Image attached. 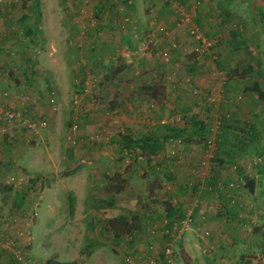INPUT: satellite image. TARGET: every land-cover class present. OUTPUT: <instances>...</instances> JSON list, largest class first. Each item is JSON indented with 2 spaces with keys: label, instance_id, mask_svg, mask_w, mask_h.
<instances>
[{
  "label": "rangeland",
  "instance_id": "1",
  "mask_svg": "<svg viewBox=\"0 0 264 264\" xmlns=\"http://www.w3.org/2000/svg\"><path fill=\"white\" fill-rule=\"evenodd\" d=\"M33 1L0 0V136L24 137L17 146L8 144V152L0 148V264H264L257 262L264 259V237L257 231L234 240L230 235L209 237L207 227L198 230L200 236H193L189 230L193 210L173 216L170 223L165 216L169 206L183 202L178 192L183 184L178 176L170 177L166 164L184 158L175 150H181L186 141L202 145L205 152L211 145L208 140L221 130L222 121L216 118L217 123L205 122V134L187 136L186 132L191 133L188 128L174 138L166 126L181 129L191 124L192 116L204 112V104L212 106V118L218 113L215 106L219 101L229 105V111L230 106H245L251 112L248 118H258V122L251 123L259 124L260 136L247 148L249 156L256 157H248L247 164L264 181V172L259 173L264 169V103L240 89L253 80L264 87V80L255 72L243 78L241 87L231 83L228 91L223 87L231 70L227 61L237 68L250 64L256 69L255 48L247 44L249 29L243 35L248 48L227 54L233 51L231 46L208 35L197 22L211 45L204 47L192 38L188 23L178 25L175 20L169 25V16H157L155 28L144 27L156 16L148 0H39L37 8ZM170 1L181 5L179 0L165 3ZM24 15L37 25L29 38L22 32ZM185 16L193 20L186 12L180 22ZM139 25L144 28L139 29ZM141 30L142 36L150 34L148 38L156 39L147 42L139 36ZM176 35L181 38L178 42L173 39ZM118 38L124 47L119 46ZM160 41L164 43L162 50L156 47ZM150 57V61L167 62L157 63L155 69L159 66L166 71L158 78L169 88L172 83L167 76H181L177 83L180 98L174 102L171 96V104L164 108L149 103L147 98L141 100L134 110L145 113L144 123L133 122L131 112H135L126 105L131 101L127 98L119 104L120 98L115 100L121 95L118 92L109 103L105 102L108 93L102 91L101 83L121 69L127 74L135 70L148 72L146 58ZM226 65L229 67L221 68ZM196 68L205 79L202 85L188 73ZM131 76L130 80L125 78L130 86L135 82ZM193 88L200 92L194 93ZM160 92L158 98L163 95ZM237 94L241 97L232 100ZM150 110L151 114L157 113L152 119L147 118ZM26 119H41L45 125L33 133L25 127ZM239 121H229L227 136L241 133ZM127 134L139 140L144 136L157 139L163 148L150 156L138 146L123 148L119 141ZM164 135L170 136L166 142ZM208 159L202 156L200 160ZM28 162L33 164L27 166ZM191 175L189 186L200 184L207 174ZM241 180L238 185L233 180L227 183L233 182L246 193ZM119 184L123 189L115 192ZM197 186L192 200L202 206L198 196L209 192V187ZM220 190L217 185L207 193L212 203L219 198ZM241 200L243 204L238 207L242 209L237 210L240 216L253 209L252 216L256 217L263 209V197L258 207L248 198ZM113 217H123L132 224L119 239L103 231L106 220ZM238 222L243 232L253 224L252 220ZM262 223L260 218L255 220L258 229ZM167 248L171 261L165 255Z\"/></svg>",
  "mask_w": 264,
  "mask_h": 264
},
{
  "label": "crops",
  "instance_id": "2",
  "mask_svg": "<svg viewBox=\"0 0 264 264\" xmlns=\"http://www.w3.org/2000/svg\"><path fill=\"white\" fill-rule=\"evenodd\" d=\"M165 1L167 0H148V2L150 3L149 5L151 7L150 11L151 13L154 12L156 16L153 17V20H150L151 22H145L143 24L144 27L151 28L152 26L154 27L153 24L157 26L158 24L157 16L171 17L172 18L171 20L168 19L169 21L168 24L173 25L175 20L179 21L181 16L184 13L188 12L192 14L193 20L199 23L200 27L203 28V30L208 35L213 36L216 39L223 40L224 41L223 43H230L233 45L234 44L245 45L243 39V35L246 34L245 31L249 29L250 31L249 37H250L251 34L257 28L255 23L260 22V18H258L256 14V9H260L264 13V0H251L255 4V11L253 9L251 10L250 7L248 6V0H233L228 4L225 2V0H179L178 2L181 5H179L178 3L172 4V1H170L169 4H166ZM225 11H228L230 13L228 21L227 19L223 18V14L225 13ZM250 11H252L253 14L256 15L253 17ZM149 23H151V25ZM232 26L233 28H231ZM243 26H245V28ZM144 27L139 25V29H142ZM233 29L239 32L238 35H236L237 41L236 40L231 41L232 38L230 32ZM141 32L142 30L140 31L139 36L145 38L147 42H151L154 38L156 39V36L154 38H148L150 37V34L142 36ZM177 36L178 35H176V37L175 36L173 37V39H175L176 42L181 40V38ZM187 37L190 38L189 35ZM249 37H248V43H249ZM118 39H119L118 40L119 46H123V41L120 40V38ZM163 44L164 43L160 41V43L156 46L157 49L162 50L161 48ZM172 44L173 46L177 45L174 42ZM150 59L151 57L146 58L147 60L146 66L148 67L147 69H149L148 72H144V70H135L131 73L129 72L128 75L125 70L121 69L116 73L110 74L107 78H103V81L101 83L102 91L108 93L105 102L109 103L110 100L114 98V95H116L118 92H121V95H119L120 97H115V100L120 98L119 104L121 103V101H123L124 104V102L127 101L128 98V100H130L131 102H129L130 104H126V105H128V107H130L132 110H134V107L135 108L140 107V101L143 100V102H145V98L148 99L149 103H155L156 107L157 105H159L160 108H164V106H167V104H171V96L173 95H174L173 101L174 102L179 101L180 98L179 94H181L180 93L181 88L177 86V83H180L178 81L181 76L175 73V75L171 77V75L167 74L168 75V76L166 75L167 78L168 79L171 78L170 79L171 82L169 83H172V86H170L169 88V84H165L164 82H161L160 79L158 78L159 74L162 72L161 67L158 66L159 70L155 69L157 67L156 64L162 63L164 60L161 59L158 61L155 60L150 61ZM166 63L167 62H165V65ZM186 66H188V64ZM152 68L153 71L151 70ZM197 70L198 69L196 68L195 71H191L188 73H191L193 79H195L196 76L198 83L202 85L201 82L205 83L204 81L205 79L200 77L202 75H198ZM165 72L166 71L162 72L163 75L165 74ZM131 75H134L135 82L130 86L128 82L125 80V78L127 77L130 80L132 77ZM156 82L161 83L160 85L162 86L160 89L162 90L163 95L160 98H158L157 95H155L154 98L151 97L150 95L153 92H155L154 87L155 85L157 86ZM213 82L215 81L213 80L212 83ZM129 87H133V88H129ZM165 90L166 93H164ZM93 91H97V87L93 89ZM132 92H134L133 96H129L128 93H132ZM167 93H169L170 96L167 95ZM132 97L133 99H131ZM207 99H208L207 101H209L210 103L209 97H207ZM220 104H222L221 107ZM220 104L215 106L218 113L214 114V118H212V111H213L212 106L205 104L203 107L204 112H200L198 118L203 120L204 122H208L209 120L215 121L216 118H219L220 114L223 115V113H225L228 117L230 116V112H231L232 115L230 121L232 119H240L241 121H239L238 123L242 125L244 124V122L251 123L256 121V119H258V118H254V120H252L248 118L251 112L250 109L245 108V106L240 108L238 106L237 107L230 106V109L232 110L229 111L227 109L229 105H227L222 101L220 102ZM108 106L111 107L110 104ZM108 106L105 105V108H107ZM152 114L157 115L156 112ZM152 114L150 110L149 117L147 118L152 119ZM143 116H146L143 111L136 110L135 114L131 112V117L133 118L132 119L133 122L144 123ZM216 122L217 120L215 121V123ZM219 133H221V131L218 130L215 134V137L208 140L211 145H209L208 148H205V152H203L202 145L198 146V144L193 140L190 141V144L188 143L189 141H186L185 144L181 145V150H175V153L179 157L182 158L184 157V158L181 161L178 162L173 161L171 164H166L169 165V166H165L166 171L167 172L171 171L169 173L170 177L178 176V179H180L183 184L182 189H179L178 191L181 198L180 201L183 202L181 203L179 202L178 206L173 205L175 206V208L178 207V210L177 212H175V215L177 214L178 216H182L184 215L185 211L193 210V214H192L193 226L191 227V229L189 228V230H191L190 234H192L193 236H198V235L200 236L198 230L199 229L203 230L202 228L208 227V229L210 230L209 237H213V238H218L224 235H230L232 239L236 240L237 237L239 238L247 237L248 234L254 235L255 231L259 232V236L264 237V223H262L260 229H258L259 227L257 228V225H255L256 219L260 218L264 221V181H261L259 178H257L256 176L258 175L257 172H253V170H251V168H249L247 164V158L248 157L253 158L254 155L249 156L250 152H243L241 154L235 155V148L231 146V144H234L235 140L232 138V136L230 137L218 136ZM169 137L170 136L168 135L162 138L166 142L167 140H169ZM242 137L246 138V142L248 144L251 143L250 141L251 136H242ZM23 138H24L23 136H0V148L5 150V152H8L9 149H6V146H8V144L17 146V142L22 143ZM171 138L174 137L171 136ZM223 141L226 144L223 143ZM228 143L229 145H227ZM223 144H225V146ZM161 148H163V146ZM202 156L209 157L207 162H205L204 160H200ZM227 156H229V158H227ZM10 157L13 158V160L15 161L14 157L9 155V158ZM217 157H219V159L222 158V160H218ZM230 157H232L235 161H238L236 163L238 164V166L242 167L244 173L251 176L254 179V191L252 193L249 192L247 188H243L244 190H246L245 193L244 191H242V189L240 190L239 188L234 187L233 182H230L228 185L227 183L229 182L228 180L237 181V185H238V181L240 180V174H238L236 170H233L235 169V166H232L230 162H228V160H230ZM18 159L20 163L21 158L19 157ZM24 161L25 158L23 162ZM151 161H155V160H150V162ZM31 164H33V162L30 163L28 162L27 166H30ZM53 165L56 166L55 164ZM55 169L56 167H54V170ZM193 172H200L202 174L204 173L207 175L203 176L200 179L201 181L200 184H198L199 182H193V185L191 184V186H189L191 180L193 179L192 176H194L191 175ZM263 172L264 169L259 171V173L261 174H263ZM196 184L198 185L197 187L202 185L203 186L201 187L202 189L206 186L209 187V192L207 191L203 195L198 196L199 199L200 197L202 198L201 199V202L203 204L202 206H200V203L197 204L195 202L196 200L195 201L194 199L192 200L196 191L194 190ZM217 185H219V188H221L220 192H218L219 198L214 200L215 203H212L213 199H211L207 193H211L210 190L216 189ZM260 196L263 197L262 200L263 209L259 210L260 214L256 215V217H253L252 216V211H254L253 209L248 210V215L240 216L241 214H237V210L242 209V207L241 208L238 207V205L243 204L242 203L243 200L241 199L248 198L251 202H253L255 207H258L257 204L258 202H260V198H261ZM212 206H215L214 209H211ZM234 207H235V211L233 212L232 208ZM245 220L249 221V223L252 220L253 224L249 230L243 232L240 229L241 223H239L238 221H245ZM261 247L262 246H258V249L261 250L262 249ZM251 249L256 250L255 248H251Z\"/></svg>",
  "mask_w": 264,
  "mask_h": 264
},
{
  "label": "trees",
  "instance_id": "3",
  "mask_svg": "<svg viewBox=\"0 0 264 264\" xmlns=\"http://www.w3.org/2000/svg\"><path fill=\"white\" fill-rule=\"evenodd\" d=\"M233 0H225V2L228 4L229 2H231ZM33 6L35 8H37L39 6V0H34L33 1ZM248 6L250 7V9L255 11V4L251 1L248 0ZM225 10V9H223ZM251 15L254 17L256 14L258 16V18H260V22L259 23H255V25L257 26L256 30L251 34V36L249 37V43L247 44H251V46H253V48H255V52H253L255 55V62H256V69L253 70V66L252 65H248L246 66V68H237V66H232V64H230V61H227V64L231 67L230 73L228 74V81L225 82V84L223 85L224 90L228 91L229 89H231L232 87H230L229 83H231V85L233 84L236 87H241L240 84H242V80L246 75H254V73L256 72L259 76H261L264 80V13L262 10L260 9H256V14H253L252 11H250ZM229 16L230 13L228 11H225V13L223 14V18L227 19V21L229 20ZM22 19L25 21V24L22 25V30L25 36H27V38L32 37L37 31V25L32 23V21L27 20V16L24 15L22 16ZM27 22V23H26ZM200 28V27H199ZM236 29V28H235ZM201 30V29H200ZM238 31L237 30H231V41L232 40H236L237 41V36L238 35ZM243 34V32H242ZM244 39V37H243ZM241 43V42H240ZM231 46V50L230 52H227V54H231L234 51H240L242 49H247L248 46L247 44L245 45H237V44H230L227 43ZM251 48V47H250ZM236 54V52H235ZM222 56V54H221ZM221 58V57H220ZM220 58H217V61H220ZM229 66H225V67H221V68H227ZM162 86L160 85H155L154 87V91L151 95V97H155V95L160 94V88ZM194 89V88H193ZM240 89H243L245 93L249 94V95H254L256 96L259 100H262V102L264 103V87L262 85V83H260L258 80H253L250 82V84H247L246 86H242ZM200 92V91H199ZM198 92V93H199ZM238 93V92H237ZM256 94V95H255ZM241 95L237 94L236 96H234L232 98V100L236 101V99L240 98ZM221 101H219L220 104ZM225 103V102H224ZM223 104V103H222ZM220 104V107L221 105ZM254 113V112H253ZM231 112H230V116L227 117V115L225 113L220 114L219 118L222 121L221 124L219 125V128L221 129V133H219L218 136L221 137H230L227 136L228 134V130H227V126H229V121L231 118ZM258 115V114H257ZM219 120V123H220ZM191 124H186L183 128L178 129V128H173L170 126H166L168 128V130L170 131V135L172 136H179L181 133L183 134L184 132L187 131L188 128L191 129V133H188L187 136H191V134H205V131H207V126L203 120L199 119L198 116H192L190 118ZM231 121H235V119H232ZM258 122V121H254L253 123ZM217 123V122H216ZM253 123H249V122H244V124L242 125V128H240L239 130L241 131V133H233L232 138L235 140L234 144H231V146H233L235 148V155L241 154L243 152H247L248 151V143L246 142V138L242 137V136H251L250 137V141H252L253 139H255L256 136H260V130L258 128V125L255 126V124ZM244 127H247L248 130H244ZM193 131V133H192ZM199 131V132H197ZM238 131V130H237ZM242 135V136H241ZM257 140V138L255 139ZM223 143H225L223 141ZM231 143V142H229ZM229 143L227 145H229ZM120 146H122L123 148H131L132 146H138V148L142 149V150H146L145 152L147 154H149V156L155 152L156 150H158L159 148H161L162 143L159 142L157 139L151 140L148 136H144L142 137L140 140L137 138H133L130 135H122L120 141H119ZM226 144V143H225ZM225 144H223L225 146ZM226 145V147H227ZM234 157V156H233ZM227 158H229V156H227ZM149 159V158H147ZM218 160H222L219 159V157L217 158ZM224 159V158H223ZM228 162H230V164L232 166H235V169L238 172V174H240V179H242L244 181V187L248 189L249 192H253L254 191V179L245 174L242 167L238 166V164L236 163V161L230 157V160H228ZM116 177L120 174H115ZM114 175V176H115ZM118 177H122V175L118 176ZM34 181V180H33ZM121 181L125 182V178H121ZM123 189V185L119 184L117 185V187L114 188L115 192H119ZM69 210L70 212H72V202L71 199H69ZM178 207L175 208V206H169L168 209L166 210L165 216L168 218V223H170V219L173 216H178L177 214L175 215V212H177ZM136 223V222H135ZM132 227V224L128 221V219H125L123 217H113L110 219L106 220V224L103 228V231L108 230L112 233V236L115 239H119L125 232L129 231L130 228ZM55 264H72V262H55Z\"/></svg>",
  "mask_w": 264,
  "mask_h": 264
},
{
  "label": "built area",
  "instance_id": "4",
  "mask_svg": "<svg viewBox=\"0 0 264 264\" xmlns=\"http://www.w3.org/2000/svg\"><path fill=\"white\" fill-rule=\"evenodd\" d=\"M185 16L184 18L181 19V22L180 20L178 21V25L183 24V23H188L186 24L188 26V29H189V35L194 38L195 40H197L199 42V44H201L202 46H209L212 44L211 40L210 39H207V37L203 34V32L200 30V28L198 27V25L196 24V22H194V20L190 19ZM193 92L194 93H198L199 90L194 88L193 89ZM12 112H9L8 116H12L11 114ZM25 127L33 132V133H38L39 129L45 125V122L41 119H37V120H32V119H26L25 122ZM166 252L168 251V248L167 250H165ZM167 256V260L168 261H171V254L169 252H167L165 254ZM264 259H257V262H263ZM147 264H151V263H147Z\"/></svg>",
  "mask_w": 264,
  "mask_h": 264
}]
</instances>
